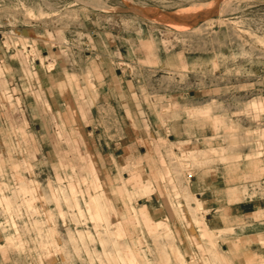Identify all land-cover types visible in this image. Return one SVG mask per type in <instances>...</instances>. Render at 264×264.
I'll list each match as a JSON object with an SVG mask.
<instances>
[{"label":"rangeland","instance_id":"374dc122","mask_svg":"<svg viewBox=\"0 0 264 264\" xmlns=\"http://www.w3.org/2000/svg\"><path fill=\"white\" fill-rule=\"evenodd\" d=\"M11 52L27 71L99 60L143 93L148 120L107 105L90 127L47 129L1 106L0 264H264L239 198L214 212L188 187L194 174L264 197V0H0Z\"/></svg>","mask_w":264,"mask_h":264},{"label":"crops","instance_id":"0c3cea01","mask_svg":"<svg viewBox=\"0 0 264 264\" xmlns=\"http://www.w3.org/2000/svg\"><path fill=\"white\" fill-rule=\"evenodd\" d=\"M21 58V55L15 52L0 54V110H2L1 106L12 105L9 110L11 112L10 116L12 115L14 118L18 115H22L24 118V113L27 111L28 114L29 112L35 113V115L32 114L33 117L37 116V119L41 120L42 123H38L39 127L52 129L72 126L73 128L84 129L90 127L93 123L95 119L93 113L96 110L98 111L96 107L109 108L107 105H110L108 110L117 112L122 120L126 118L134 123L138 121L140 125H144L146 120H148L146 109L139 108V104L136 102L138 97L142 96L143 93L138 90H126L125 84L131 82L126 78H120L119 75L114 76L103 72L99 60L95 61L96 68L88 72L85 66L82 68L80 65L83 62H87V57L83 62L79 58L80 62L77 63V59L72 58L70 55L65 57L61 54V59L57 61L56 58V65L54 64L50 70L40 71L37 68L28 69V71L25 69V71V64L21 61ZM13 64H19L21 70L18 71L12 66ZM8 78L12 80L10 83L14 81V86L10 88L7 87ZM127 96L134 98L136 103H131V100L126 98ZM122 98L125 101H120ZM67 113L70 114L71 120L66 125L61 122L62 118L60 117L61 115H67ZM14 121L12 119V121L7 123V126H30L27 121L24 123L22 118L19 125L17 121ZM130 125L133 126V123ZM32 126L35 127V125ZM130 144V141L124 142L121 152L122 149L129 148ZM126 153L127 155L123 157L130 158L128 156L129 152ZM256 163H260L261 170L263 171L264 155L256 157ZM194 183L193 174L188 186L190 191L198 195L205 194V196L210 197L213 201L209 204L208 209L214 212H217L220 208L230 206L232 204L230 202L231 196L238 197V206L244 208L240 209L238 216L244 219V225H261L264 232V197H257L254 200L251 198L247 199L249 187H238V189L227 186L212 188L210 184L204 187V184L200 186L199 183L197 185H194ZM217 192L222 194L223 199L217 198ZM220 200L225 201L226 204L219 205ZM207 220L209 221L210 219L207 218ZM216 228L219 229L221 227ZM229 238L235 240L233 234L229 235Z\"/></svg>","mask_w":264,"mask_h":264}]
</instances>
